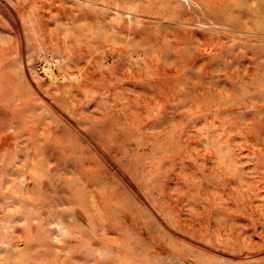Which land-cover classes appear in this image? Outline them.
<instances>
[{
    "label": "rangeland",
    "instance_id": "374dc122",
    "mask_svg": "<svg viewBox=\"0 0 264 264\" xmlns=\"http://www.w3.org/2000/svg\"><path fill=\"white\" fill-rule=\"evenodd\" d=\"M0 264H264V0H0Z\"/></svg>",
    "mask_w": 264,
    "mask_h": 264
},
{
    "label": "bare ground",
    "instance_id": "6f19581e",
    "mask_svg": "<svg viewBox=\"0 0 264 264\" xmlns=\"http://www.w3.org/2000/svg\"><path fill=\"white\" fill-rule=\"evenodd\" d=\"M243 30V29H242ZM68 36V35H67Z\"/></svg>",
    "mask_w": 264,
    "mask_h": 264
}]
</instances>
